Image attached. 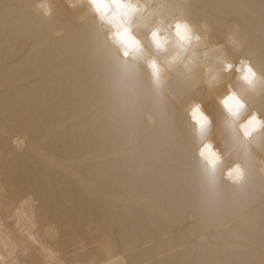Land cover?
I'll return each instance as SVG.
<instances>
[{"label": "bare ground", "instance_id": "bare-ground-1", "mask_svg": "<svg viewBox=\"0 0 264 264\" xmlns=\"http://www.w3.org/2000/svg\"><path fill=\"white\" fill-rule=\"evenodd\" d=\"M39 2L0 0V264H264V149L244 185L200 184L184 109L201 102L217 124L224 86L173 76L166 112L132 107L85 6L49 0L45 16ZM166 5L212 43L235 35L231 59L264 75V0ZM249 101L264 117V95Z\"/></svg>", "mask_w": 264, "mask_h": 264}, {"label": "clouds", "instance_id": "clouds-1", "mask_svg": "<svg viewBox=\"0 0 264 264\" xmlns=\"http://www.w3.org/2000/svg\"><path fill=\"white\" fill-rule=\"evenodd\" d=\"M66 3L71 8L84 5L87 14L94 17L95 38L111 85L126 104L136 107L147 103L166 112L165 93L173 76L197 81L202 74L210 91L224 86L226 91L215 96L222 113L217 124L201 102H189L184 111L197 150L204 191L215 194L222 180L237 187L244 185L255 160L253 150L264 149V117L251 108L249 101V96L264 95V75L247 59H231L227 47L237 52L242 47L236 36L229 34L225 43H212L206 25L202 26L203 31L197 30L183 12H171L166 0ZM37 7L45 16H51L49 0H40ZM233 72L236 87L225 80ZM214 128L221 135L223 152L213 139Z\"/></svg>", "mask_w": 264, "mask_h": 264}]
</instances>
